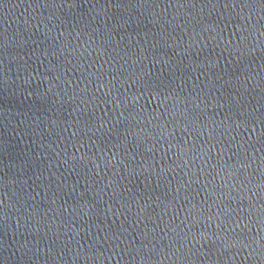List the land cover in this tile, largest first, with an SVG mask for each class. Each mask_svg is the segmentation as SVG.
I'll return each mask as SVG.
<instances>
[{"label":"water","instance_id":"obj_1","mask_svg":"<svg viewBox=\"0 0 264 264\" xmlns=\"http://www.w3.org/2000/svg\"><path fill=\"white\" fill-rule=\"evenodd\" d=\"M0 264H264V0H0Z\"/></svg>","mask_w":264,"mask_h":264}]
</instances>
